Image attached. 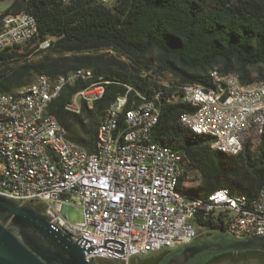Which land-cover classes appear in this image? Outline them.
<instances>
[{
    "label": "built area",
    "instance_id": "1",
    "mask_svg": "<svg viewBox=\"0 0 264 264\" xmlns=\"http://www.w3.org/2000/svg\"><path fill=\"white\" fill-rule=\"evenodd\" d=\"M27 12V11H25ZM13 13V20H5ZM0 52L24 43L38 33V20L31 14L0 10ZM46 41L42 47H47ZM92 68H78L64 74L41 73L44 89L34 88V81L14 91L0 92V188L13 199L21 193V204L40 206L50 221L77 238L82 246L93 248L86 259L118 260L129 264L132 259L150 252L171 250L190 244L197 237L198 215L204 219L227 222L228 235L235 239L263 236L264 185L252 199L228 200L225 192L194 205L175 200L171 195L176 174L180 173L179 152L159 148L154 131L166 104L190 103L201 110L199 120L191 119L192 111L180 114L186 129L208 127L214 132L215 147L223 145L230 153L244 150L246 143L264 130V81L243 84L227 73L213 76L211 86L191 90V83L158 80L161 87L150 96H141L130 104L128 94L118 96L109 106L103 120L101 150L89 151L68 138V130L58 121H43L47 130L29 132V125L60 96L67 82L85 81ZM80 89V97L67 109L82 112L102 99L106 88H92V81ZM58 88V95H51ZM223 88V89H222ZM1 103L20 106V114L1 110ZM118 119H126V127H118ZM131 128L130 140H123L122 129ZM132 137L150 138L149 146H131ZM41 139V148H33V140ZM13 150L29 153L28 162L13 157ZM80 163V170L68 173V166ZM191 177H189L190 179ZM189 179H185L186 186ZM70 205L83 208V220L72 224L67 220Z\"/></svg>",
    "mask_w": 264,
    "mask_h": 264
},
{
    "label": "trees",
    "instance_id": "2",
    "mask_svg": "<svg viewBox=\"0 0 264 264\" xmlns=\"http://www.w3.org/2000/svg\"><path fill=\"white\" fill-rule=\"evenodd\" d=\"M27 11L38 20L30 40L0 52V92L30 83L38 74H64L92 68L109 81L93 108L67 110L72 97L91 80L67 85L49 107L68 130V138L93 151L106 108L128 94L130 106L161 87L157 78L169 74L175 83L211 86V71L236 73L243 84L264 79V0H14L4 11ZM48 41L47 47H42ZM125 58V60L123 59ZM128 85V87H127ZM133 86V87H132ZM189 104H166L154 139L174 146L196 170L200 184L186 188L206 197L228 187L254 196L264 185V133L250 139L236 155L211 147L209 136L179 125ZM184 179V180H185ZM199 230L224 232L227 222L198 215ZM248 254H225L219 259L245 264ZM153 263L156 259L134 258Z\"/></svg>",
    "mask_w": 264,
    "mask_h": 264
},
{
    "label": "water",
    "instance_id": "3",
    "mask_svg": "<svg viewBox=\"0 0 264 264\" xmlns=\"http://www.w3.org/2000/svg\"><path fill=\"white\" fill-rule=\"evenodd\" d=\"M221 235L226 244L217 247H196L191 243L182 245L186 247L185 250L168 259L165 264H188L197 255L207 251L239 253L264 249L263 236L235 239L225 232H221ZM92 250L53 224L44 210L0 194V264H101L102 260L108 261L95 257L86 259L85 252L90 253ZM112 261L124 264L118 260Z\"/></svg>",
    "mask_w": 264,
    "mask_h": 264
},
{
    "label": "bare ground",
    "instance_id": "4",
    "mask_svg": "<svg viewBox=\"0 0 264 264\" xmlns=\"http://www.w3.org/2000/svg\"><path fill=\"white\" fill-rule=\"evenodd\" d=\"M14 13H22V19L23 20H30L31 19V13L25 12L24 10L14 12ZM5 20H13V13H5ZM0 25H1V17H0ZM220 72L218 69H213L211 73L212 82H213V76ZM227 78H234L235 80L241 82L239 76L236 73H227ZM85 80H91L92 81V88H106L107 83L109 81L105 80V77L102 75L97 76L95 73H87L85 74ZM264 81V79H263ZM73 82H67V85L71 84ZM128 87V85H127ZM133 87V86H132ZM34 88L36 89H44V82L43 79H36L34 82ZM202 86L197 84H191V90H201ZM63 89L60 91V95ZM51 95H58V88H51ZM59 96H54L51 98V103L54 99L58 98ZM80 97V90L73 96V101H71L70 104L66 105V108L68 109L72 103L77 101V99ZM189 104L190 103H184ZM49 106H46L45 111H42L40 113V118H35V124L29 125V132H43L47 130V123H43V121L51 120V121H58V119L49 112ZM1 110H8V113L10 115H18L20 114V106L19 105H11L9 106V103H1ZM108 114V107L105 110L104 116ZM201 118V110H193L191 112V119L192 120H199ZM179 125L186 129L185 124H182V119H179ZM118 127H126V119H118ZM195 134L198 135H204L209 136L211 141V147H215V140L214 139V132L208 127H196V129H188ZM264 133V130L260 132L259 137L256 139H259L260 136ZM103 134V123L100 121V124L98 126L97 131V138H101V135ZM131 137V128H123L122 129V138L123 140H130ZM150 145V138H141V137H132L131 138V146L133 147H142V146H149ZM33 148H41V139H34L33 140ZM159 148L163 150H167L170 152H179V158H181L182 162L180 165V173L176 174V179H174V186H171V195L174 197L175 200H181V201H187L190 204L194 205H203L206 204V199L209 198L211 195H217L218 189L213 191L210 194H207L206 197L201 196H195L187 192L186 188L182 187V183L184 182L185 177L188 174V168L186 165V156L183 152L176 149L172 145L168 144H162L159 142ZM216 150L222 151L224 153L228 154H239L243 150H239L236 153H230V149L226 148V146L223 145H216ZM94 150H101V140L96 139V145ZM13 157H15V160H20V162H28L29 160V153L27 152H21V150H13ZM76 170H80V163H73V166H68V173H76ZM220 192H225L228 200L233 201H240V199H252V197L243 194V193H234L231 191L228 187H223L219 189ZM0 194L3 195V188H0ZM13 199L14 200H21V193H13ZM261 219H264V212H261ZM264 237V233H263Z\"/></svg>",
    "mask_w": 264,
    "mask_h": 264
},
{
    "label": "flooded vegetation",
    "instance_id": "5",
    "mask_svg": "<svg viewBox=\"0 0 264 264\" xmlns=\"http://www.w3.org/2000/svg\"><path fill=\"white\" fill-rule=\"evenodd\" d=\"M37 208L44 210L42 207L34 205ZM227 234V233H226ZM221 232L215 229H208L204 231H200L197 237L191 242V245L196 247H201L203 245H215L217 247L219 244H226V242L222 241ZM186 247L179 246L175 249L171 250H160L156 251L154 259H156L153 263H145L139 259H135V263L137 264H165L168 259L171 257L181 254ZM231 251H207L205 253H201L193 258L188 264H223L219 258L225 254H230ZM241 253L248 254L247 261L245 264H264V249H256V250H249L245 252L239 253H232L234 256H239ZM101 264H117L112 260H102Z\"/></svg>",
    "mask_w": 264,
    "mask_h": 264
},
{
    "label": "rangeland",
    "instance_id": "6",
    "mask_svg": "<svg viewBox=\"0 0 264 264\" xmlns=\"http://www.w3.org/2000/svg\"><path fill=\"white\" fill-rule=\"evenodd\" d=\"M14 0H0V10H5L6 8H8L12 2ZM125 60V58H123ZM36 78V77H35ZM35 78H33L30 82L34 81L35 82ZM157 80H163V81H167V82H172L173 79L172 77L169 75V74H164V75H161L157 78ZM175 83V82H173ZM73 101V97H72V100ZM71 102H69L68 104H70ZM98 131V130H97ZM228 154V153H227ZM186 164H187V161H186ZM189 172V170H188ZM196 170H190V175L189 177L193 176V174H196ZM189 183L187 184V188H192V187H196L197 185L200 184V179L198 177H196L195 179H189L188 180ZM67 215V220L72 223V224H76L78 222H81L83 220V208L79 205H70L67 210H66V213ZM199 231H204V230H199ZM155 255V252H150L146 255H142V256H139L137 258H140V259H144V258H150V257H154ZM243 260H246L247 261V258L243 259ZM131 264V263H129ZM223 264H231L230 262H223Z\"/></svg>",
    "mask_w": 264,
    "mask_h": 264
},
{
    "label": "crops",
    "instance_id": "7",
    "mask_svg": "<svg viewBox=\"0 0 264 264\" xmlns=\"http://www.w3.org/2000/svg\"><path fill=\"white\" fill-rule=\"evenodd\" d=\"M181 185H182V187H183V188H187V187H188L187 185H186V186H184V184H183V183H182Z\"/></svg>",
    "mask_w": 264,
    "mask_h": 264
}]
</instances>
